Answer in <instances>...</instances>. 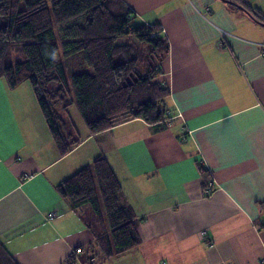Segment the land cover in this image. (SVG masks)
Returning a JSON list of instances; mask_svg holds the SVG:
<instances>
[{
    "label": "crops",
    "instance_id": "crops-1",
    "mask_svg": "<svg viewBox=\"0 0 264 264\" xmlns=\"http://www.w3.org/2000/svg\"><path fill=\"white\" fill-rule=\"evenodd\" d=\"M123 1L169 40L167 127L133 120L90 136L61 106L65 135L82 140L61 156L37 100L28 111L10 95L0 103V248L16 264H264V26L223 0ZM244 1L264 13V0ZM100 155L141 240L110 258L88 208L56 189Z\"/></svg>",
    "mask_w": 264,
    "mask_h": 264
},
{
    "label": "trees",
    "instance_id": "trees-1",
    "mask_svg": "<svg viewBox=\"0 0 264 264\" xmlns=\"http://www.w3.org/2000/svg\"><path fill=\"white\" fill-rule=\"evenodd\" d=\"M223 1L264 25L262 10L244 0ZM169 50L160 24H137L123 0H0V79L11 89L30 83L61 156L82 140L65 135L58 104L67 113L76 102L90 136L133 120L165 129L170 91L159 78ZM12 51L16 61L8 60ZM76 53L92 72L72 75L73 101L63 60ZM200 170L208 176L207 168ZM56 189L72 209L88 208L105 257L140 245L135 213L122 203V185L105 155ZM0 264L16 263L0 248Z\"/></svg>",
    "mask_w": 264,
    "mask_h": 264
},
{
    "label": "rangeland",
    "instance_id": "rangeland-1",
    "mask_svg": "<svg viewBox=\"0 0 264 264\" xmlns=\"http://www.w3.org/2000/svg\"><path fill=\"white\" fill-rule=\"evenodd\" d=\"M134 42H136V41L134 40ZM130 44H131V42H130ZM16 59H18V54L15 51H12L10 53L8 60L9 61H11V60L16 61ZM63 62H64V66H65L66 76H67V79L69 80L70 86H71L72 75L79 74V73L92 72V69L84 62L82 53H76V54H73L71 56H68V57L64 58ZM6 88H9L11 90L10 91L11 93L9 92L8 94H6L5 93ZM70 88H71L70 100L74 101L75 100V94H74V91L72 90V86ZM15 91H16V95L13 94ZM10 95L12 96L13 99L16 100V102H19V101L24 102V104L28 108V111H29L30 106L33 107L32 97L35 100H37L36 95H35L32 87H31L30 83L26 82V83L18 86L16 89H11L8 86L7 81L5 79H0V103H2L5 100L13 101L11 99ZM61 106L63 107V105L58 104L56 106L55 110L57 111V109H58V111L60 113H62L61 112ZM69 109H70L71 114L73 116L76 115L77 118L80 120V122H82V119L79 115V112H78V109L76 106V102H73V104L70 105ZM39 114H41L40 110H39ZM84 210H86V209H84ZM100 263H101V261L99 262V264Z\"/></svg>",
    "mask_w": 264,
    "mask_h": 264
},
{
    "label": "built area",
    "instance_id": "built-area-1",
    "mask_svg": "<svg viewBox=\"0 0 264 264\" xmlns=\"http://www.w3.org/2000/svg\"><path fill=\"white\" fill-rule=\"evenodd\" d=\"M228 34V32H223L222 34H223V37H225L227 34ZM222 44H224V42L222 43ZM213 185V183H211V186ZM210 186V187H211ZM82 251H83V249L82 248H78L75 252L77 253V254H80V253H82Z\"/></svg>",
    "mask_w": 264,
    "mask_h": 264
},
{
    "label": "bare ground",
    "instance_id": "bare-ground-1",
    "mask_svg": "<svg viewBox=\"0 0 264 264\" xmlns=\"http://www.w3.org/2000/svg\"><path fill=\"white\" fill-rule=\"evenodd\" d=\"M248 14V13H247ZM258 23V22H257ZM259 24V23H258ZM261 25V24H260ZM264 26V25H263Z\"/></svg>",
    "mask_w": 264,
    "mask_h": 264
}]
</instances>
